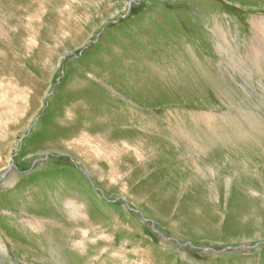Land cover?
Segmentation results:
<instances>
[{
	"label": "rangeland",
	"instance_id": "rangeland-1",
	"mask_svg": "<svg viewBox=\"0 0 264 264\" xmlns=\"http://www.w3.org/2000/svg\"><path fill=\"white\" fill-rule=\"evenodd\" d=\"M0 54V264H264V0H0Z\"/></svg>",
	"mask_w": 264,
	"mask_h": 264
},
{
	"label": "bare ground",
	"instance_id": "bare-ground-1",
	"mask_svg": "<svg viewBox=\"0 0 264 264\" xmlns=\"http://www.w3.org/2000/svg\"><path fill=\"white\" fill-rule=\"evenodd\" d=\"M75 0H73V2H74ZM42 2V1H41ZM43 6V5H42ZM62 13V12H61ZM31 14H33V13H31ZM36 15H37V13H36ZM39 15V14H38ZM40 16V15H39ZM27 17V16H26ZM30 17V16H29ZM49 17V16H48ZM28 20V19H27ZM26 22V21H25ZM27 22H29V21H27ZM262 23V22H261ZM263 24V23H262ZM29 25V24H28ZM46 25V24H45ZM48 26V25H47ZM14 28V27H13ZM32 30H34V29H32ZM22 35V34H21ZM24 36V35H23ZM5 37V36H4ZM31 40V39H30ZM40 40V39H39ZM6 41V40H5ZM30 43V42H29ZM33 43V42H32ZM36 45V44H35ZM34 45V46H35ZM26 46V45H25ZM29 46H30V44H29ZM33 46V45H32ZM30 48V47H29ZM27 49V48H26ZM0 55H2V54H0ZM16 57V56H15ZM1 84V83H0ZM27 84V83H26ZM27 85H29V84H27ZM1 89H2V86H1ZM29 91V90H28ZM8 93V92H7ZM6 93V94H7ZM14 96V95H13ZM1 97V96H0ZM20 99V98H19ZM28 99V98H27ZM211 119V118H210ZM231 121V120H230ZM234 121V120H233ZM247 123H249V122H247ZM179 126V125H178ZM209 130V129H208ZM211 130V129H210ZM209 130V131H210ZM241 130V129H240ZM206 132V131H205ZM211 132V131H210ZM211 133H213V132H211ZM198 134V133H197ZM215 134V133H214ZM205 135V134H204ZM211 135H213V134H211ZM214 136V135H213ZM198 137V136H197ZM215 137V136H214ZM241 137H243V136H241ZM101 137L99 136V137H93V136H88V135H84V136H81V137H79L78 139H76V141H74V144H80V145H83L84 147H86V148H88L89 150V153L91 154V155H95V156H98V157H104V156H106L107 154H109V153H112V152H110L109 151V149L106 147V144H104L105 142L102 140V139H100ZM104 138V137H103ZM199 138V137H198ZM197 138H195V140H196ZM207 139V138H206ZM140 140V139H139ZM209 140H211L210 138H209ZM71 142V141H70ZM200 142V141H199ZM138 143V142H137ZM124 144V143H123ZM212 145V144H211ZM139 146H141V145H139ZM116 148V147H115ZM176 149V148H175ZM84 150V149H83ZM87 150V149H86ZM113 150H115V149H113ZM124 152V151H123ZM90 155V156H91ZM110 156H111V154H110ZM189 156V155H188ZM193 157V156H192ZM95 159V158H94ZM109 159V158H108ZM114 159V158H113ZM191 159V158H190ZM112 161V160H111ZM186 162V161H185ZM192 162V161H191ZM83 164V163H82ZM97 169V168H96ZM14 170V169H13ZM115 170V169H114ZM8 177H9V174H8ZM7 180V179H6ZM114 180V179H113ZM65 204H64V207L68 210V212L70 213V215L72 216V217H74V218H77V217H80V220H81V222L84 224V226H82V228H78V231H79V233L80 234H82V235H85V233L87 232H89L90 231V229L88 228L90 225L89 224H87V221H86V217L84 216V213H83V211H82V206H75V204L70 200V199H65ZM71 217V218H72ZM31 220V219H30ZM34 221V220H33ZM50 221V220H49ZM38 224V223H37ZM40 225V224H39ZM70 229V228H69ZM68 229V231H70ZM40 231H41V229H40ZM43 232V231H42ZM100 233H102V232H100ZM79 234V235H80ZM44 235V234H43ZM46 235V234H45ZM44 235V236H45ZM100 236H102V234H100ZM86 237V236H85ZM87 241V240H86ZM76 244L77 245V247L79 246V245H82L83 243H82V240H74L73 242H72V244ZM75 246V245H74ZM73 246V247H74ZM81 249H84V247L83 246H81L80 247ZM114 255V254H113ZM42 261V260H41Z\"/></svg>",
	"mask_w": 264,
	"mask_h": 264
}]
</instances>
